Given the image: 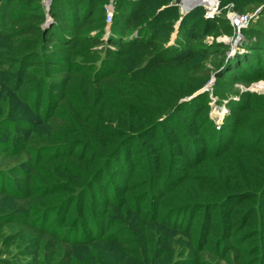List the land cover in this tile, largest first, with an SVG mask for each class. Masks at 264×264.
<instances>
[{
	"label": "trees",
	"instance_id": "obj_1",
	"mask_svg": "<svg viewBox=\"0 0 264 264\" xmlns=\"http://www.w3.org/2000/svg\"><path fill=\"white\" fill-rule=\"evenodd\" d=\"M44 1L0 0V165L25 167L0 169V264H264V95L228 99L264 78L255 18L216 76V127L200 74L228 18L117 0L108 25L109 0Z\"/></svg>",
	"mask_w": 264,
	"mask_h": 264
},
{
	"label": "rangeland",
	"instance_id": "obj_2",
	"mask_svg": "<svg viewBox=\"0 0 264 264\" xmlns=\"http://www.w3.org/2000/svg\"><path fill=\"white\" fill-rule=\"evenodd\" d=\"M245 3H247V10L245 12H240L237 9H235L234 4L229 2L227 4H225L224 6H222L224 4V1L220 3V0H218L219 2V13L217 16L220 17H226L228 18L232 13H243V14H253L256 13V16H254V21H253V25L251 26V31H256V30H260L259 28H262V30L264 29V0H262L261 3H259V0H243ZM49 0H45L44 3L45 5H47L46 3H48ZM117 3V0H109V3L107 4V6L109 5H113V7L115 8V5ZM205 6H207L206 11H205V16L206 13L208 11V8H212L211 4H204ZM204 7V6H203ZM179 10L181 12V7L179 6ZM182 13V12H181ZM197 21H195V18L192 17L189 22H194L197 25V29L195 30H199V31H203V24H200L201 20L200 19H196ZM160 23L162 21H165V17L160 18ZM181 22V21H180ZM179 23L176 24L175 28H176V32L173 33V40L172 42L174 43V39L177 37L178 34V28H179ZM188 24H186L187 26ZM211 26V25H210ZM249 28L247 29H243L242 31H235L234 34L232 35H225V34H220L217 32H208V34L205 37V42L210 43V44H216L217 43H224L228 45V50H225L224 52H222L220 49L217 50V54H210V61L207 63H203L202 65V72L200 75H202V79L206 80L207 83L205 85V89L206 91H208L209 97H212V101H210L209 106H210V116L211 118L214 120L215 126L217 127L221 122H223L224 118L229 114V111L227 109V107L223 104H219V102L217 101V97L215 96V92L216 90L218 92H222L223 88L220 87L219 85H217V79L216 76L217 74L221 73L222 71H226L227 66L234 63L240 56L239 54L246 52L244 51V44H245V34L247 32ZM208 30H212V29H208ZM236 56V57H235ZM60 77V76H59ZM249 80H236L234 85L232 87H230L229 90L233 91L231 93H235V95L237 94V96H231L228 99H232V98H239V96H241L242 94L246 93V92H252L258 95H264V78L259 79V80H255L253 82L250 81V78H248ZM225 92V91H224ZM224 102H227V100H225ZM195 108H193L191 111H185V115H189L192 112H194ZM185 124L187 125L188 128H190V131L193 133H196V135L198 134V131H201V129H207L205 128V125H203L200 121L195 120V121H185ZM218 124V125H217ZM165 148H168V145L165 146ZM0 160H2V157L0 156ZM23 160H13L10 159L8 161H5L2 165H0V169H5V170H9L10 172H13L14 174L12 175L13 178L17 181V180H23L22 179V175H21V169H25V167H19L22 164ZM15 169H18V171L15 173ZM20 174H19V173ZM114 183H113V188L115 189L114 185L115 184H119V183H124L126 182L124 178L121 177H115L114 178ZM19 187H22V184H20ZM1 203L6 204L7 202L2 201ZM19 206H22V204H18ZM35 221L40 222L43 224V222L41 221V217L35 216ZM16 233H14L15 235ZM20 238V237H19ZM17 237V239H19ZM22 239V238H21ZM13 244V251L12 253L14 255H17V253L25 251L23 246H20L18 243V241L15 239L11 242ZM254 247V243H252L251 245H249V248ZM20 259V263L21 264H29L32 259L31 258H26V257H22L19 258Z\"/></svg>",
	"mask_w": 264,
	"mask_h": 264
},
{
	"label": "built area",
	"instance_id": "obj_3",
	"mask_svg": "<svg viewBox=\"0 0 264 264\" xmlns=\"http://www.w3.org/2000/svg\"><path fill=\"white\" fill-rule=\"evenodd\" d=\"M207 8V7H206ZM114 12L113 5L107 6V22L108 25L111 24L112 16ZM219 13V2L218 0H214V6L212 8H208V11L206 13L207 19H212L215 16H217ZM256 13L253 14H238V13H232L228 20L230 21L231 26L236 31H242L243 29H247L250 26L251 21L253 20L254 16H256Z\"/></svg>",
	"mask_w": 264,
	"mask_h": 264
},
{
	"label": "water",
	"instance_id": "obj_4",
	"mask_svg": "<svg viewBox=\"0 0 264 264\" xmlns=\"http://www.w3.org/2000/svg\"><path fill=\"white\" fill-rule=\"evenodd\" d=\"M190 0H175V4L181 7V12L182 15L185 16L187 15L189 12H191L193 9L202 6V4H197L195 6H190L189 3ZM51 3V0H49L47 4V6H49Z\"/></svg>",
	"mask_w": 264,
	"mask_h": 264
},
{
	"label": "bare ground",
	"instance_id": "obj_5",
	"mask_svg": "<svg viewBox=\"0 0 264 264\" xmlns=\"http://www.w3.org/2000/svg\"><path fill=\"white\" fill-rule=\"evenodd\" d=\"M189 3H190V6L202 4V6L207 7L204 4H211V3H212L211 7L214 6V0H190Z\"/></svg>",
	"mask_w": 264,
	"mask_h": 264
}]
</instances>
